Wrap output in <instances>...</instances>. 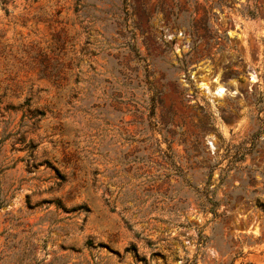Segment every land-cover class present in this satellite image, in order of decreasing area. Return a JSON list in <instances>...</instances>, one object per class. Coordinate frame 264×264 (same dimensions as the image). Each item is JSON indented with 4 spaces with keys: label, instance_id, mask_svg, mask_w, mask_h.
<instances>
[{
    "label": "rangeland",
    "instance_id": "374dc122",
    "mask_svg": "<svg viewBox=\"0 0 264 264\" xmlns=\"http://www.w3.org/2000/svg\"><path fill=\"white\" fill-rule=\"evenodd\" d=\"M0 264H264V0L0 1Z\"/></svg>",
    "mask_w": 264,
    "mask_h": 264
},
{
    "label": "trees",
    "instance_id": "16d2710c",
    "mask_svg": "<svg viewBox=\"0 0 264 264\" xmlns=\"http://www.w3.org/2000/svg\"><path fill=\"white\" fill-rule=\"evenodd\" d=\"M0 1L3 2V3H6L8 0H0ZM245 152H246V149L243 150L240 158H244L245 157V154H246ZM239 160L240 159H237L235 161L238 162ZM218 203L219 202H217V201H213L211 199H207L206 202H205V206H206V208H208L207 209L208 211L212 212L213 214H216L215 211L217 210ZM253 205H257L258 207L263 208V204L259 203L257 200L253 203Z\"/></svg>",
    "mask_w": 264,
    "mask_h": 264
},
{
    "label": "bare ground",
    "instance_id": "6f19581e",
    "mask_svg": "<svg viewBox=\"0 0 264 264\" xmlns=\"http://www.w3.org/2000/svg\"><path fill=\"white\" fill-rule=\"evenodd\" d=\"M217 92H218V94L222 95L223 94V88L222 87H218L217 88Z\"/></svg>",
    "mask_w": 264,
    "mask_h": 264
}]
</instances>
